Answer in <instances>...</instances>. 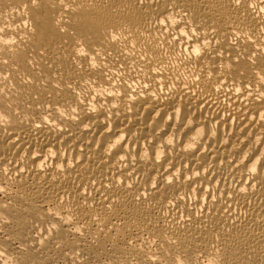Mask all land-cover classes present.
<instances>
[{
  "label": "bare ground",
  "instance_id": "obj_1",
  "mask_svg": "<svg viewBox=\"0 0 264 264\" xmlns=\"http://www.w3.org/2000/svg\"><path fill=\"white\" fill-rule=\"evenodd\" d=\"M0 264H264V0H0Z\"/></svg>",
  "mask_w": 264,
  "mask_h": 264
}]
</instances>
